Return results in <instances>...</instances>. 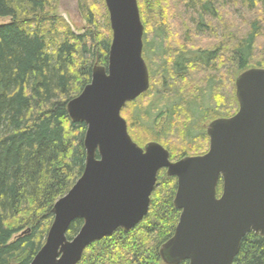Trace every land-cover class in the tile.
Segmentation results:
<instances>
[{
	"label": "trees",
	"instance_id": "16d2710c",
	"mask_svg": "<svg viewBox=\"0 0 264 264\" xmlns=\"http://www.w3.org/2000/svg\"><path fill=\"white\" fill-rule=\"evenodd\" d=\"M182 1L175 10L176 2L138 0L150 89L122 110L137 134L130 133L134 141L159 142L173 161L207 152L208 124L239 110L237 77L264 68V0ZM55 5L0 0V17L10 18L0 23V264L32 262L45 243L55 203L82 175L87 125L71 119L67 104L91 82L93 68L109 62L105 0H80L88 24L83 34L72 31ZM222 10L236 12L242 23L224 19ZM171 15L179 19L175 24ZM178 28L184 39L205 35L211 43L171 46ZM153 56L156 71L149 64ZM177 188L178 180L161 170L144 220L92 243L79 264H165L160 249L181 214L174 206ZM83 224L74 220L68 239ZM233 264H264V236L248 233Z\"/></svg>",
	"mask_w": 264,
	"mask_h": 264
},
{
	"label": "water",
	"instance_id": "95a60500",
	"mask_svg": "<svg viewBox=\"0 0 264 264\" xmlns=\"http://www.w3.org/2000/svg\"><path fill=\"white\" fill-rule=\"evenodd\" d=\"M105 2L112 29L108 65L95 66L91 82L67 104L71 119L87 125L85 168L55 203L45 243L30 264H78L93 242L136 227L149 212L162 169L178 180L174 206L181 211L160 249L163 262L233 264L248 233L264 236V68L238 76L239 110L208 125L209 150L171 161L159 142L137 144L122 116L127 103L150 89L138 0ZM76 219L84 224L70 240Z\"/></svg>",
	"mask_w": 264,
	"mask_h": 264
},
{
	"label": "rangeland",
	"instance_id": "374dc122",
	"mask_svg": "<svg viewBox=\"0 0 264 264\" xmlns=\"http://www.w3.org/2000/svg\"><path fill=\"white\" fill-rule=\"evenodd\" d=\"M163 2H166V3L170 2L171 5H174L176 2L177 6H176V8L175 7H173V8L175 10H179L180 5H178V4H180L183 1L182 0H163ZM55 7H56V14L58 16L63 17L66 20V22L69 24V26L71 27L73 32H75L76 34H83L86 31L88 24H87V21L84 17V14L81 12L80 0H56ZM224 11L225 10H222V13H223L222 15H224V19H226L228 17L229 22H233L234 25H236V26L240 25L242 23L241 22L242 17L238 16V14H236V12H231V11L228 12L227 11L226 13H224ZM188 17L189 16H187V18ZM177 20H179V19H177V17L175 15L174 16L171 15L170 21H173L175 24V21H177ZM9 21H10V18H1L0 17V23L9 22ZM172 33H173V37L171 36V38H175L176 40L175 41L173 39L171 40V42H170L171 46L172 45L173 46H187L188 45V46H203V47H205V46H207L208 43H211V38L209 39V38L205 37V35H203V36L197 35V37L194 39V41L184 39L185 32L182 31L180 28H178V30H175V29L172 30ZM152 38H155V36L151 34L150 39H152ZM143 40H144V37H143ZM190 41H192V42H190ZM144 46H145V42H144ZM143 52H144V47H143ZM155 57L156 56L149 57V61H150L149 64L152 66V69L156 71L159 69L158 67H160V65L158 64V61ZM205 104H206V102H205ZM127 115L123 114V117L128 118ZM209 122H210V120L209 121L207 120L206 122H204V124L206 125V123L208 124ZM127 124H128L129 133L133 134L134 136H137L135 129L129 128V126H130L129 121L127 122ZM147 143H149V142L143 140L141 145L145 146ZM209 145H210V140H209ZM208 149H209V147H208Z\"/></svg>",
	"mask_w": 264,
	"mask_h": 264
},
{
	"label": "bare ground",
	"instance_id": "6f19581e",
	"mask_svg": "<svg viewBox=\"0 0 264 264\" xmlns=\"http://www.w3.org/2000/svg\"><path fill=\"white\" fill-rule=\"evenodd\" d=\"M186 67V66H185ZM237 71V70H236ZM182 74V73H181ZM236 74V73H235ZM188 77V76H187ZM232 81V80H231ZM165 89V88H164ZM235 92V91H234ZM236 93V92H235ZM234 93V94H235ZM146 94V93H145ZM236 99V98H235ZM233 100V99H232ZM233 102V101H232ZM236 102H237V100H236ZM233 108V107H232ZM207 124V123H206ZM168 147H169V145H168ZM176 195V194H175ZM45 219V218H44ZM46 223V222H45ZM139 225V224H138Z\"/></svg>",
	"mask_w": 264,
	"mask_h": 264
},
{
	"label": "flooded vegetation",
	"instance_id": "af4514ba",
	"mask_svg": "<svg viewBox=\"0 0 264 264\" xmlns=\"http://www.w3.org/2000/svg\"><path fill=\"white\" fill-rule=\"evenodd\" d=\"M177 161V160H176ZM220 186H219V192H218V195L220 196L221 195V190H220Z\"/></svg>",
	"mask_w": 264,
	"mask_h": 264
}]
</instances>
